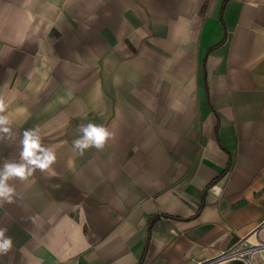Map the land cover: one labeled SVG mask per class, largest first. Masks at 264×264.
I'll return each instance as SVG.
<instances>
[{
	"label": "crops",
	"instance_id": "0c3cea01",
	"mask_svg": "<svg viewBox=\"0 0 264 264\" xmlns=\"http://www.w3.org/2000/svg\"><path fill=\"white\" fill-rule=\"evenodd\" d=\"M0 98V166L30 128L57 155L9 181L0 264L264 261V0H0Z\"/></svg>",
	"mask_w": 264,
	"mask_h": 264
},
{
	"label": "clouds",
	"instance_id": "9594fccd",
	"mask_svg": "<svg viewBox=\"0 0 264 264\" xmlns=\"http://www.w3.org/2000/svg\"><path fill=\"white\" fill-rule=\"evenodd\" d=\"M5 113V102L0 98V139L10 138L12 134V120ZM78 136L72 141L73 151L83 156L85 151L95 148L101 151L105 148L112 133L102 124L88 122L78 125ZM21 150L19 161L5 162L0 166V206L5 203L11 204L17 197L13 184L9 181L19 179L26 181L39 170L49 171L57 162L54 147L45 146L42 143L39 130L36 128L25 129L20 140ZM7 228L0 227V256L6 255L13 248V239L8 236Z\"/></svg>",
	"mask_w": 264,
	"mask_h": 264
},
{
	"label": "built area",
	"instance_id": "2783aa9c",
	"mask_svg": "<svg viewBox=\"0 0 264 264\" xmlns=\"http://www.w3.org/2000/svg\"><path fill=\"white\" fill-rule=\"evenodd\" d=\"M261 251L264 252V244H260L259 246L254 248L253 253H258ZM247 264H257V263L252 259V257H250V259L247 261ZM261 264H264V261H262Z\"/></svg>",
	"mask_w": 264,
	"mask_h": 264
},
{
	"label": "rangeland",
	"instance_id": "374dc122",
	"mask_svg": "<svg viewBox=\"0 0 264 264\" xmlns=\"http://www.w3.org/2000/svg\"><path fill=\"white\" fill-rule=\"evenodd\" d=\"M257 259H259V256L258 255L256 256L255 260H257Z\"/></svg>",
	"mask_w": 264,
	"mask_h": 264
}]
</instances>
